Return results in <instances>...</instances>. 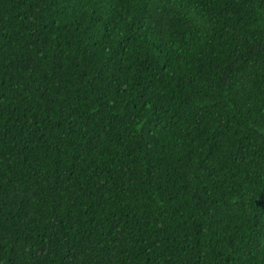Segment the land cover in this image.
<instances>
[{
    "label": "trees",
    "instance_id": "1",
    "mask_svg": "<svg viewBox=\"0 0 264 264\" xmlns=\"http://www.w3.org/2000/svg\"><path fill=\"white\" fill-rule=\"evenodd\" d=\"M261 48L250 0H0V264H264Z\"/></svg>",
    "mask_w": 264,
    "mask_h": 264
},
{
    "label": "snow or ice",
    "instance_id": "2",
    "mask_svg": "<svg viewBox=\"0 0 264 264\" xmlns=\"http://www.w3.org/2000/svg\"><path fill=\"white\" fill-rule=\"evenodd\" d=\"M250 2L252 3V6L254 8L264 9V0H258V2L257 0H250ZM165 20L166 17H156L154 19L151 16L149 17V22L154 23V25H159ZM161 35H163V33H161ZM256 55H259L261 58H264V48L249 53V56L252 58H255ZM4 195H7V193H0V198H3ZM90 243L91 242H89V245Z\"/></svg>",
    "mask_w": 264,
    "mask_h": 264
}]
</instances>
